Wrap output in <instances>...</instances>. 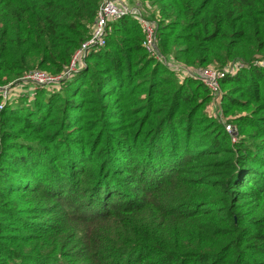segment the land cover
Returning a JSON list of instances; mask_svg holds the SVG:
<instances>
[{
  "label": "trees",
  "instance_id": "obj_1",
  "mask_svg": "<svg viewBox=\"0 0 264 264\" xmlns=\"http://www.w3.org/2000/svg\"><path fill=\"white\" fill-rule=\"evenodd\" d=\"M150 1L166 56L244 63L222 80L237 140L137 19L111 23L78 73L0 110V264H264V0ZM102 2L0 0V85L64 71ZM33 213L38 234L6 230Z\"/></svg>",
  "mask_w": 264,
  "mask_h": 264
},
{
  "label": "built area",
  "instance_id": "obj_2",
  "mask_svg": "<svg viewBox=\"0 0 264 264\" xmlns=\"http://www.w3.org/2000/svg\"><path fill=\"white\" fill-rule=\"evenodd\" d=\"M145 12L144 1L137 0H103L97 12L95 23L90 36L77 48L68 67L59 73H51L43 69H34L21 76L20 81L33 83L39 86H59L69 77L78 73L86 64L87 56L94 48L105 47L111 23H114L125 16H131L139 21L144 32L143 46L146 51L160 62L169 66L172 70L199 79L216 97L222 95V80L231 72H236L244 63H235L225 69L215 66H204L200 68H188L170 57H165L159 48V24L158 19L148 16ZM256 65L264 67V60L257 61ZM10 84V83H9ZM9 84L0 85V110L7 103ZM232 140L236 141L238 129L233 124L226 125Z\"/></svg>",
  "mask_w": 264,
  "mask_h": 264
},
{
  "label": "rangeland",
  "instance_id": "obj_3",
  "mask_svg": "<svg viewBox=\"0 0 264 264\" xmlns=\"http://www.w3.org/2000/svg\"><path fill=\"white\" fill-rule=\"evenodd\" d=\"M144 6H145V9H147V12H145V13L148 16L154 17L155 14L158 11V7L156 5H154L150 0H149L148 3L144 2ZM160 52L166 57V55L163 53L161 48H160ZM178 64L183 65L180 62H178ZM207 66H215V67H217L216 64L215 65L214 64H212V65L210 64V65H207ZM181 79H184L182 75H181ZM230 86H231V84L227 85L226 87L222 86V95H220L218 97L212 95L209 92V94H210L209 97L210 98H209V101L207 102V104L205 106V112H204L211 119H214V120H217L218 122H221L223 127H225V129H226V125L227 124H232V122L230 121V119H232V114H226L225 113L224 101H223V92H225V90H227ZM36 89H37V85L33 84V83H27V82H24V81L11 82L9 84V94H8V99L7 100L8 101H13V100L15 101L16 100L13 103H17V100L22 99L20 96H22L24 98H25L26 95L31 96ZM1 100H0V103H1ZM240 111H242V110H240ZM32 205L33 204H30L27 200H22V201H20V210H25V208H28L29 206H32ZM5 208H8V207H5ZM24 212H27V211H24ZM24 216H26V214ZM30 216H31V218L25 219L27 224L24 227L19 226L16 229H14V227H13V228H8L6 230H9L10 232H13L12 234H14L16 236H19V238H25V236H27L28 234H38V233H33L34 230H33V227L31 225V223H32V221L39 222L38 221L39 219H37L39 217H38V215H35V214L34 215H30ZM45 218H46L45 220L47 222H50L48 219H50L51 217L50 218L45 217ZM10 224H12L11 226H17V222H15V221H10ZM42 238H45V237H42ZM17 244H20V242H17Z\"/></svg>",
  "mask_w": 264,
  "mask_h": 264
}]
</instances>
